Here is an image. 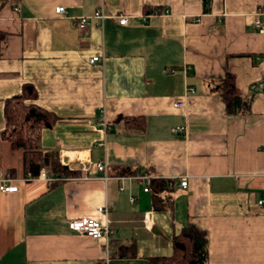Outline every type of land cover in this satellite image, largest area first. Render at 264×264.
Listing matches in <instances>:
<instances>
[{
  "label": "crops",
  "instance_id": "0c3cea01",
  "mask_svg": "<svg viewBox=\"0 0 264 264\" xmlns=\"http://www.w3.org/2000/svg\"><path fill=\"white\" fill-rule=\"evenodd\" d=\"M102 2L108 16L80 29ZM259 8L264 0H0V178L18 186L0 189V264H149L172 255L173 236L190 222L207 231L208 264H264ZM227 73L239 113L222 97ZM26 83L38 91L29 102L58 117L40 146L79 173L71 179L26 181L23 150L3 136L6 100ZM131 117L142 120L128 126ZM144 176L168 183L162 209ZM85 217L108 221V250L70 227ZM132 242L136 257L117 256Z\"/></svg>",
  "mask_w": 264,
  "mask_h": 264
},
{
  "label": "trees",
  "instance_id": "16d2710c",
  "mask_svg": "<svg viewBox=\"0 0 264 264\" xmlns=\"http://www.w3.org/2000/svg\"><path fill=\"white\" fill-rule=\"evenodd\" d=\"M6 33L0 31V51L1 43L5 39ZM222 97L225 101L227 112L239 113L244 108L243 100L236 85V76L227 73L221 87ZM37 88L26 83L22 92L6 100L4 115L6 128L3 136L15 149L23 150L24 169L27 174L33 177L39 175L42 168H47L51 174L75 176L79 173L70 170L68 166L61 163L58 152H43L41 149L42 130L55 123L58 117L51 111L42 108L33 101L37 99ZM125 123L132 126L141 118H125ZM129 170H122L121 174H133ZM165 180L154 179L150 188L160 200L155 201V207L162 209L164 200L160 194L168 189ZM162 198V199H161ZM208 240L207 231L190 222L173 236V253L168 257H152L149 264H208V254L206 243ZM136 242L119 246L117 256L120 258H131L137 256Z\"/></svg>",
  "mask_w": 264,
  "mask_h": 264
},
{
  "label": "built area",
  "instance_id": "2783aa9c",
  "mask_svg": "<svg viewBox=\"0 0 264 264\" xmlns=\"http://www.w3.org/2000/svg\"><path fill=\"white\" fill-rule=\"evenodd\" d=\"M55 11L57 14L59 15H64L66 13V6H57L55 8ZM108 16V14L105 12V5L101 4V6L96 10V12L94 13L93 16H84L81 18L80 22H79V28L80 29H87L88 25H89V20L90 19H99V20H103L104 18H106ZM120 19V23L121 24H127L129 21V16L122 14L118 16ZM254 24L257 28L264 30V10H262L261 8H259V10L256 13V17H255V21ZM100 57L99 56H95L91 59V63H96L97 61H100ZM258 88L259 90L264 93V79L261 80L258 84ZM177 106L182 108L185 106V103L180 101L177 103ZM104 125L106 124V121L104 120ZM183 129V128H182ZM88 165L84 166L83 169L84 170H89L93 163L91 161L87 162ZM65 166H68V164L64 163ZM69 168V167H68ZM96 168L99 171H104L105 177L106 179H108V175H107V166L105 162H99V164L96 165ZM70 169V168H69ZM71 170V169H70ZM38 178H42L47 180L49 183H55V182H60V181H65L68 179H71L73 177L71 176H67V175H56V174H51L49 172V170L47 168H42L39 175L37 176ZM36 177L31 176L30 174L25 178L26 181L28 180H32L35 179ZM145 181H146V191L150 190V185H151V178L148 176H144ZM0 189L4 192H15L18 190V186L16 184H12L11 183V179L8 177H2L0 178ZM179 185L181 187L186 188L188 186V178L187 176H183L180 180ZM260 205H264V200H260L259 201ZM99 212L103 213L105 216H108L109 213V207L108 206H101L99 208ZM151 219H152V214L148 215L145 218V224L148 226L151 223ZM70 227L76 231V232H80L83 234H86L87 236H90L94 239L97 240H104L106 242V246H107V250L110 247L111 244V239L110 236L112 234V231L109 228L108 225V221L106 223H103L97 219L94 218H76V219H72L70 221Z\"/></svg>",
  "mask_w": 264,
  "mask_h": 264
}]
</instances>
